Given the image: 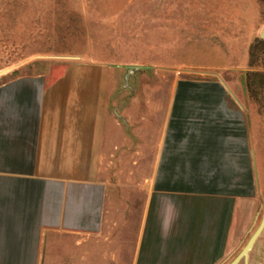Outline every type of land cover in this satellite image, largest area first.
Returning <instances> with one entry per match:
<instances>
[{
	"label": "crops",
	"instance_id": "1",
	"mask_svg": "<svg viewBox=\"0 0 264 264\" xmlns=\"http://www.w3.org/2000/svg\"><path fill=\"white\" fill-rule=\"evenodd\" d=\"M3 76L0 264H115L108 173L144 149L127 85L88 63ZM258 206L241 101L219 80L174 83L129 264H223Z\"/></svg>",
	"mask_w": 264,
	"mask_h": 264
},
{
	"label": "rangeland",
	"instance_id": "2",
	"mask_svg": "<svg viewBox=\"0 0 264 264\" xmlns=\"http://www.w3.org/2000/svg\"><path fill=\"white\" fill-rule=\"evenodd\" d=\"M263 29L264 0H0L2 78L88 63L112 83L127 85L131 128L139 123L144 149L108 173L114 189L106 227L112 228L115 264L130 262L154 144L172 85L180 80L229 85L248 119L259 206L252 228L223 264L257 227L264 211ZM246 264H264V228Z\"/></svg>",
	"mask_w": 264,
	"mask_h": 264
},
{
	"label": "water",
	"instance_id": "3",
	"mask_svg": "<svg viewBox=\"0 0 264 264\" xmlns=\"http://www.w3.org/2000/svg\"><path fill=\"white\" fill-rule=\"evenodd\" d=\"M260 36L264 38V29L261 31ZM263 228H264V211L253 233L249 236V238L247 239L243 247L240 249V251L237 253V255L228 264H237L240 259H242L243 264H246L248 251L252 248L255 240L257 239L258 235L260 234Z\"/></svg>",
	"mask_w": 264,
	"mask_h": 264
}]
</instances>
